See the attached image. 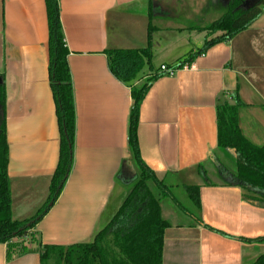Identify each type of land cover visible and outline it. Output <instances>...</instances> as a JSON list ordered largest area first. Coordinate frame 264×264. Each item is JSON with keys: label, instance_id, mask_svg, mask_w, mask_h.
I'll list each match as a JSON object with an SVG mask.
<instances>
[{"label": "crops", "instance_id": "0c3cea01", "mask_svg": "<svg viewBox=\"0 0 264 264\" xmlns=\"http://www.w3.org/2000/svg\"><path fill=\"white\" fill-rule=\"evenodd\" d=\"M215 1L59 0L76 108L74 166L34 229L38 242L26 240V253L11 261L7 244H0V264H41V246L89 244L123 206L140 175L128 144L133 99L131 88L111 73L106 52L145 49L150 34L154 69L145 67L134 82L139 87L157 77L140 109L141 158L170 191L199 186L201 201L200 209L182 211L169 199L173 195L160 198L159 186L148 182L168 224L163 264H255L264 255V243L242 240L264 238V208L244 201L251 192L228 184L236 170L218 149L216 113L238 92L244 104L240 129L253 144H264V14L174 76L160 71L195 54L206 39L199 27L165 20L186 6L198 8L192 10L198 21L199 8ZM48 41L45 0H0V119L9 145L14 220L34 216L45 203L59 160Z\"/></svg>", "mask_w": 264, "mask_h": 264}, {"label": "trees", "instance_id": "16d2710c", "mask_svg": "<svg viewBox=\"0 0 264 264\" xmlns=\"http://www.w3.org/2000/svg\"><path fill=\"white\" fill-rule=\"evenodd\" d=\"M240 3L241 0L234 1L229 11L203 30L206 33L203 48L183 62L179 61L175 66L177 70L191 64L193 58L205 54L210 47L230 42L264 14V0H255L247 8H241ZM45 4L49 32V81L60 136L59 160L50 179L45 203L34 216L21 221L14 220L11 179L8 174L9 145L5 118L0 119V244H7L8 261L26 253V240L31 244L38 242L34 229L60 197L74 166L77 125L74 88L68 63L70 52L63 33L59 0H45ZM213 35L215 38H212ZM106 54L111 73L131 88L133 105L129 116L128 144L140 175L119 212L93 242L68 247L41 246V264H163L164 234L168 224L161 217L160 198L172 197V194L142 161L138 140L141 105L157 77H151L139 87L134 86L146 66L151 71L154 69L151 34L145 49H115L108 50ZM231 96L232 102L225 100L216 107L218 149L232 158L237 168L236 175H232V181L228 184L251 192L253 195L243 196L244 201L264 208V144L255 145L244 136L239 126V113L244 104L238 92L231 93ZM218 170L222 176L228 172L222 166ZM201 175L205 185L212 186L202 170ZM149 181L159 186L160 198L154 197L149 190ZM185 189L191 201L200 209V187L188 186ZM108 236L113 238V248L103 242ZM242 240L264 243V238ZM255 264H264V255Z\"/></svg>", "mask_w": 264, "mask_h": 264}, {"label": "rangeland", "instance_id": "374dc122", "mask_svg": "<svg viewBox=\"0 0 264 264\" xmlns=\"http://www.w3.org/2000/svg\"><path fill=\"white\" fill-rule=\"evenodd\" d=\"M244 1L245 2H242L239 5L240 7L242 4H243V6H246L247 3H249L248 0H244ZM197 9L198 8H196V7H191V8L186 7V6H183V8L177 7V9H176L177 14L175 16H171L170 18L166 19L165 21H168V22H166V24L167 25H170V24L183 25L185 27H199V28H201L200 30L203 31L206 28H208L214 21L221 18L227 11H229L230 3L227 0L226 1L225 0H216L215 4H213L212 2H209V4L206 7H200L199 8L201 13L199 15L198 21L195 20L196 21L195 22V21H192L193 20L192 10L196 11ZM203 32L202 33L198 32L197 34H202L201 36L204 38L206 36V33L205 32L203 33ZM199 38L200 37L197 38V41H199ZM212 38H215V35H213ZM212 38H210V39H212ZM204 41H205V39H204ZM203 44H204V42L202 44H200L199 47H202ZM161 61H162V59H159V62L156 63L157 66L160 65ZM145 69H148V67ZM226 157H228L230 159L229 156H226ZM229 168L232 170H236V172H237V168H236V165L234 162L229 163ZM171 193H172L174 199H171V198H169V199L172 202L176 203V205L178 206V208L180 210H182V211L183 210L187 211L188 209L189 210H195V208H196L195 204L191 201L188 193L186 192V190L183 187H181V188L179 187V189L172 188ZM187 202H190V204L187 205ZM187 207H188V209H187ZM38 210H39V208L37 209V211ZM192 214H194V213H192ZM103 242H104V244L108 245L111 248L114 247L112 237H109V236L105 237Z\"/></svg>", "mask_w": 264, "mask_h": 264}, {"label": "built area", "instance_id": "2783aa9c", "mask_svg": "<svg viewBox=\"0 0 264 264\" xmlns=\"http://www.w3.org/2000/svg\"><path fill=\"white\" fill-rule=\"evenodd\" d=\"M186 67V66H185ZM160 71L166 75V76H174L176 74V72L178 71L175 67H167V66H162L160 68Z\"/></svg>", "mask_w": 264, "mask_h": 264}, {"label": "flooded vegetation", "instance_id": "af4514ba", "mask_svg": "<svg viewBox=\"0 0 264 264\" xmlns=\"http://www.w3.org/2000/svg\"><path fill=\"white\" fill-rule=\"evenodd\" d=\"M226 1V0H225ZM227 1H229V3H230V5L234 2V1H236V0H227ZM255 0H248V2L249 3H247V5L246 6H243V4L241 5V8H247V7H249L250 5H252L253 4V2H254ZM241 2H245L244 0H241ZM241 4V3H240Z\"/></svg>", "mask_w": 264, "mask_h": 264}]
</instances>
